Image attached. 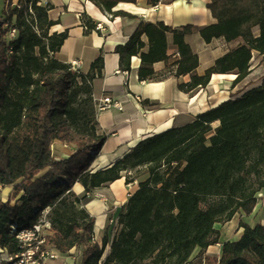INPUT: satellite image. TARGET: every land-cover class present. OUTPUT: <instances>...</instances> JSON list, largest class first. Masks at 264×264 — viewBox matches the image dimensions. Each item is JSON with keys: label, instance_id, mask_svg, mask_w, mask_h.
I'll list each match as a JSON object with an SVG mask.
<instances>
[{"label": "trees", "instance_id": "16d2710c", "mask_svg": "<svg viewBox=\"0 0 264 264\" xmlns=\"http://www.w3.org/2000/svg\"><path fill=\"white\" fill-rule=\"evenodd\" d=\"M39 1L0 0V196L3 188L12 187L10 200L0 201V247L21 253L18 232L32 228L48 209L51 228L44 248L69 254L83 247L81 264H194L190 259L197 248L204 252L220 243L217 224L225 225L239 213L249 216L258 205L264 189V78L261 86L191 123L140 141L112 166L90 171L107 140L97 134L92 95V81L101 76L104 60L99 57L88 75L58 61L55 54L68 33L50 34L55 25L48 16L50 6ZM89 1L111 18H133L115 9L138 2ZM207 7L217 23L200 30L202 39H242L243 44L203 76L196 73L199 56L186 42L196 28L175 29L162 22H142L127 45L117 48L121 70L130 72L131 59L138 56L139 80H158L153 66L170 59L168 35L178 48L176 76L191 77L178 87L191 96L205 89L214 74L235 73L233 85H238L249 76L255 54L264 66V0H211ZM11 28L18 34L9 40ZM55 141L74 146L75 152L56 159ZM139 169L148 178L130 196L118 220L120 229L110 245L107 238L94 244L95 219L81 209L82 202L121 179L123 172ZM76 183L85 188L82 198L73 193ZM239 228L242 236L222 244L216 264H264V223L251 227L241 221Z\"/></svg>", "mask_w": 264, "mask_h": 264}, {"label": "crops", "instance_id": "0c3cea01", "mask_svg": "<svg viewBox=\"0 0 264 264\" xmlns=\"http://www.w3.org/2000/svg\"><path fill=\"white\" fill-rule=\"evenodd\" d=\"M210 2L211 0L190 2L161 0L159 5L151 6L147 0H138L135 4L121 3L115 9V11H124L133 18H111L89 0L39 1L42 7L50 6L48 16L55 23L50 34L68 33V38L60 51L55 54L58 61L71 65L74 72L88 75L93 73L92 65L99 57H103L104 60L101 76L95 77L92 81V95L96 110L97 134L105 135L107 140L90 171L112 166L130 153L140 141L169 129L187 125L194 121L197 115L230 99L240 97L250 90L240 91L242 84L246 83L254 72L260 69L264 71V66L260 64L262 57L258 56L255 59L260 58V60L251 66L249 76L238 85H233L237 77L235 73L214 74L205 89L200 90L195 96L188 95L178 87L181 83H190L191 77L190 75L176 76L174 63L179 56L172 35H168L170 57L168 63L158 62L153 66L156 75L160 77L158 80L145 82L139 80L141 59L138 56L132 57L130 72L121 70L120 54L117 53V48L127 45L142 22L153 24L162 22L175 29L187 25H193L196 28L192 34L186 36V42L199 56V67L196 73L203 76L218 59L243 44L242 39L227 42L224 38H214L210 43L202 39L200 30L217 23L207 7ZM142 41L146 44L143 52H147V37L143 36ZM107 97L118 102L122 110L112 108L109 111L99 112L97 105ZM74 152V146L65 145L60 141H55L52 146V153L56 159L68 158ZM129 176H132L133 180L127 184L126 179ZM147 178L146 170L142 175L123 172L121 179L97 190L102 197L86 199L82 202L81 209L86 210L95 219L94 236L97 244L101 245L105 238L109 241V245L111 244L120 229L118 220L124 213L130 196ZM73 193L82 198L85 195V188L81 183H76ZM11 194V186L3 188L0 201L6 203L10 200ZM257 197L258 205L251 215L236 214L226 227L239 228L241 221L251 227L263 224L264 199L259 200V196ZM15 202L16 200H12L11 204ZM242 234L243 229L239 228L234 235L235 238L232 239L231 236L224 242L238 240ZM223 243L218 244L219 256H213L215 254L211 249L215 246H211L204 251L201 259L195 262L197 256L194 257V253L202 251L197 248L190 261L195 262L194 264H205L206 257L219 260ZM83 251L84 248L79 247L69 254L58 252L57 258L48 260L45 264H81Z\"/></svg>", "mask_w": 264, "mask_h": 264}, {"label": "built area", "instance_id": "2783aa9c", "mask_svg": "<svg viewBox=\"0 0 264 264\" xmlns=\"http://www.w3.org/2000/svg\"><path fill=\"white\" fill-rule=\"evenodd\" d=\"M33 13L32 10H30ZM18 34L17 29L11 28L7 37L9 40L16 38ZM112 108H118L122 110V107L118 102L113 101L111 98H104L97 105L99 112L109 111ZM102 197L96 190L88 195V199ZM49 210L46 209L42 212L40 220L32 228L22 230L18 232L17 239L19 241L20 248L22 250L19 254H10L7 249L0 247V263L2 264H45L48 260L58 257V252L44 248L45 237L51 228V224L47 219ZM119 224V223H118ZM11 233H17L16 227L11 226ZM93 243L97 244L95 236ZM77 249V248H74ZM73 249V250H74Z\"/></svg>", "mask_w": 264, "mask_h": 264}, {"label": "rangeland", "instance_id": "374dc122", "mask_svg": "<svg viewBox=\"0 0 264 264\" xmlns=\"http://www.w3.org/2000/svg\"><path fill=\"white\" fill-rule=\"evenodd\" d=\"M254 32H255V34H258V28H255ZM255 57H258L257 54H255ZM259 60H260V58H256L255 60H253L252 65H255ZM263 78H264L263 69H260L259 71L254 72L252 77L249 78V80L246 83L242 84V88L240 87L241 88L240 91H245L247 89L257 88V87L261 86ZM88 110H89V108H88ZM217 126H218L217 124H213L214 129ZM144 171H145V169H139V170L135 171L134 173H136L137 175H142ZM258 196L260 198L259 200L264 199V189L258 194ZM91 199H93V197ZM226 225L227 224H225V225L217 224L216 225L217 226L216 228L220 231V234H221L220 243H223L226 239L230 238L231 236H232V239L235 238L234 235L238 232V229H239L238 227L237 228L226 227ZM211 250L215 254L213 256H215V257L219 256V254H220L219 245H216ZM203 254H204V252H202V251H196L194 253V257L197 256L195 259V262L199 261L201 259V257L203 256ZM215 260L216 259L211 258V261L208 264H216ZM205 264H207V263L205 262Z\"/></svg>", "mask_w": 264, "mask_h": 264}]
</instances>
